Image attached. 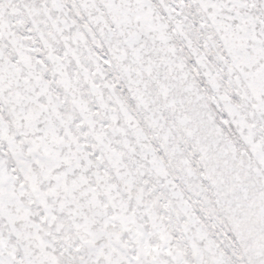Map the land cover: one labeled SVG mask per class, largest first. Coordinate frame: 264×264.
<instances>
[{
  "label": "snow or ice",
  "instance_id": "snow-or-ice-1",
  "mask_svg": "<svg viewBox=\"0 0 264 264\" xmlns=\"http://www.w3.org/2000/svg\"><path fill=\"white\" fill-rule=\"evenodd\" d=\"M0 264H264V0H0Z\"/></svg>",
  "mask_w": 264,
  "mask_h": 264
}]
</instances>
